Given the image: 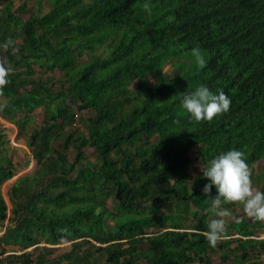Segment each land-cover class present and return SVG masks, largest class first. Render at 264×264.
Segmentation results:
<instances>
[{
    "label": "trees",
    "instance_id": "1",
    "mask_svg": "<svg viewBox=\"0 0 264 264\" xmlns=\"http://www.w3.org/2000/svg\"><path fill=\"white\" fill-rule=\"evenodd\" d=\"M8 39L0 116L36 166L10 184V210L0 188V264H264V222L240 204L223 205L215 248L199 234L209 181L187 170L240 150L264 191V0H0ZM200 85L229 111L192 121L181 100ZM3 131L0 187L17 168Z\"/></svg>",
    "mask_w": 264,
    "mask_h": 264
},
{
    "label": "clouds",
    "instance_id": "2",
    "mask_svg": "<svg viewBox=\"0 0 264 264\" xmlns=\"http://www.w3.org/2000/svg\"><path fill=\"white\" fill-rule=\"evenodd\" d=\"M144 10L151 13V7L145 3ZM15 41L8 39L0 44V49L7 51L12 48L17 52ZM192 55L197 65L203 66L205 60L199 46L194 47ZM12 68L7 65L6 58L0 56V95L9 84V76ZM231 100L223 90L213 93L207 86L200 85L194 91L183 95L181 106L189 114L194 122H211L218 115L229 111ZM3 105H0L2 110ZM33 162V160H31ZM201 173L209 182L202 189L203 194L210 199L209 212L211 217L207 224V231L199 233L203 235L208 244L215 248L217 244L227 239L226 230L228 219L232 217L231 211L223 207L228 204H240L244 214L254 221L264 222V191L253 187L251 170L246 162L244 152L236 149L220 153L209 160L206 165L200 164ZM215 186L216 195H211ZM238 222V221H237ZM260 238H264L261 233ZM264 262V252L262 253Z\"/></svg>",
    "mask_w": 264,
    "mask_h": 264
},
{
    "label": "rangeland",
    "instance_id": "3",
    "mask_svg": "<svg viewBox=\"0 0 264 264\" xmlns=\"http://www.w3.org/2000/svg\"><path fill=\"white\" fill-rule=\"evenodd\" d=\"M18 1L19 0H15V3L18 4ZM85 59H87V57ZM165 69H170V66L167 65L165 67ZM23 92H25V91H23ZM73 110L76 112L74 107H73ZM34 112L36 115V120H39L41 117L39 116L38 109H36ZM88 114L89 113L84 112V113H82L81 116H84V118H85ZM79 116L77 114V117H79ZM0 126L4 129L3 132L5 133V138L3 140L5 142V146L8 147L7 154L12 158L13 162H15L17 164L16 174L12 178L4 181L0 187L3 198L7 199L8 198L7 191H8L10 184L17 177L24 175V174H29L35 168L36 162L33 158L32 153L30 152L29 148L26 146L25 139L19 133L18 126L9 122L8 120L2 118L1 116H0ZM0 151H2V150H0ZM73 154L74 153H73L72 147H71L69 150V153H68V157L72 158ZM88 156L90 157L91 155L88 154ZM31 160H33L32 164H30ZM256 164H258L260 166L264 165V163L262 161H258ZM199 169H200V162L199 161H196L193 164L187 166V170H189L190 172H193V173H196ZM8 202H9V199H8ZM9 204H10V202H9ZM10 208H11V204H10V207H8V209L10 210ZM237 210L240 211L239 208H237ZM261 232H262V234H264V230H262ZM0 234H1V232H0ZM40 245H47V244H45L43 241H41ZM68 245H69V242H63L61 244L55 245V247L57 248V252L55 253V255H58L59 253H61ZM10 249L11 250H17L18 247L17 246H10ZM216 262H219V258H217V257L214 259V263H216Z\"/></svg>",
    "mask_w": 264,
    "mask_h": 264
},
{
    "label": "water",
    "instance_id": "4",
    "mask_svg": "<svg viewBox=\"0 0 264 264\" xmlns=\"http://www.w3.org/2000/svg\"><path fill=\"white\" fill-rule=\"evenodd\" d=\"M4 200H5V202H6L7 207H10V204H9V202H8V198H7V199L4 198Z\"/></svg>",
    "mask_w": 264,
    "mask_h": 264
},
{
    "label": "bare ground",
    "instance_id": "5",
    "mask_svg": "<svg viewBox=\"0 0 264 264\" xmlns=\"http://www.w3.org/2000/svg\"><path fill=\"white\" fill-rule=\"evenodd\" d=\"M155 5V4H154ZM162 5V4H161ZM152 6V5H151ZM159 9V8H158ZM142 15V14H141ZM258 19V18H257ZM247 31V30H246ZM245 32V31H244Z\"/></svg>",
    "mask_w": 264,
    "mask_h": 264
},
{
    "label": "built area",
    "instance_id": "6",
    "mask_svg": "<svg viewBox=\"0 0 264 264\" xmlns=\"http://www.w3.org/2000/svg\"><path fill=\"white\" fill-rule=\"evenodd\" d=\"M30 164H32V161L30 162Z\"/></svg>",
    "mask_w": 264,
    "mask_h": 264
}]
</instances>
